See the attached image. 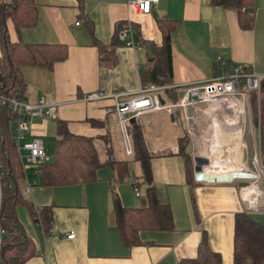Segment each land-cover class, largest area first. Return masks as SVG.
I'll use <instances>...</instances> for the list:
<instances>
[{"label":"crops","instance_id":"obj_1","mask_svg":"<svg viewBox=\"0 0 264 264\" xmlns=\"http://www.w3.org/2000/svg\"><path fill=\"white\" fill-rule=\"evenodd\" d=\"M34 2L37 10L35 25L16 32L8 21L10 41L62 44L67 47L68 55L66 59L56 61L52 68L19 67L25 84L22 97L31 104L43 98L57 106L54 117L28 118L22 141L34 137L42 142L44 139L55 141L56 121L60 120L69 132L99 141L105 154L102 160L107 158L106 150L111 147V157L127 164L126 168L120 169L123 178H119L116 167L103 166L97 170L94 182L53 188L36 184L23 194L37 209L53 206V225L48 236L41 227L35 226L25 207L17 209L19 221L35 242L36 253L24 264H178L196 257L203 230L212 250L220 253L222 264H232L235 215L248 211L240 197L241 182L196 181L191 152H186L192 161L193 183L188 182L185 156L179 151L185 137L184 130L173 137L170 145H163L160 139H156V147L149 146L148 135L158 136L164 123L169 126V121L178 116L182 119L179 111L175 113L176 119L160 110L145 114L137 123L151 155L152 182L160 201L170 207L175 229L142 230L139 232L141 243L132 247L122 243L111 214L114 195L125 207L143 206L145 181L142 187L138 180L142 177L141 166L127 160L132 155L127 156L121 149L123 140L116 116L105 112L109 102H86L83 96L94 90L135 91L143 85L141 72L145 74L151 70L156 65V58H160L159 62L161 60L162 35L155 22L159 18L176 21L171 33L170 84L203 81L214 74L227 73L235 64L264 75V0H253V12L249 13L254 20L250 29L240 28L234 10L214 5L212 0H158L147 14L134 10L127 0ZM127 22L132 24L133 38L140 43V48L118 43V28ZM97 43L111 44L115 54L112 61L100 63ZM165 95L170 98L168 93ZM250 114L251 108L249 117L254 124V115ZM250 127L245 142L250 137L253 150L258 146L259 138L257 142L252 130L254 126ZM14 129L15 126L13 139ZM246 145L249 151L247 142ZM171 148L178 151L151 154ZM29 179L34 178L28 175L21 180L22 188ZM135 182L138 183L139 196L134 191ZM1 202L0 184V205ZM248 212L264 227V210ZM70 231L74 232L71 239L66 237Z\"/></svg>","mask_w":264,"mask_h":264},{"label":"trees","instance_id":"obj_2","mask_svg":"<svg viewBox=\"0 0 264 264\" xmlns=\"http://www.w3.org/2000/svg\"><path fill=\"white\" fill-rule=\"evenodd\" d=\"M212 4L234 10L240 28H252L253 15L245 12L244 8L253 7V0H212ZM8 21L12 23L16 32H19L21 28L34 26L37 21L34 0H7L4 2L0 0V48L2 53L0 58V93L22 97L25 84L21 78L19 67L33 65L52 68L56 61L67 58L68 49L62 44L26 43L22 40L11 42L7 30ZM155 22L162 35V45L159 51L161 60L159 62L160 58H156V65L151 70L145 74L141 72L143 85L170 84L172 80L171 33L175 28L176 21L159 18ZM116 35L118 43L123 44L118 37V31ZM97 45L100 63L112 61L115 54L111 44L97 43ZM167 93L170 99L175 101L179 90L172 88ZM255 95L251 92V99ZM261 98H264V81L261 86ZM175 113L173 114L174 119H176ZM15 120V115L9 106L0 101V174L2 182L0 225L5 230V235L0 243V264H24L36 253L34 240L27 235L17 217L19 207L26 208L35 226L41 227L45 236L51 234L53 225V206H43L37 209L23 195L21 180L25 178V175L13 142L12 125L15 124ZM56 126L52 160L40 163L36 173H33L32 169L29 170V175L36 179V184L53 188L80 182H94L97 180V170L103 166L116 167L119 170V178L124 177V173L120 169L124 168L127 163L114 160L111 157V147L106 150L107 158L102 160L94 138L69 132L66 124L60 120L56 121ZM129 128L133 143L132 158L140 163L145 189L143 206L125 207L116 194L112 201L111 214L114 227L126 247L141 243L139 232L142 230L172 231L175 229L170 207L160 201L152 182L151 155L139 132L137 122L131 121ZM188 144L185 131L179 151L185 156L186 178L188 182L193 183L191 156L186 154ZM259 147L264 159V126L262 124L259 125ZM206 235V231L203 230L196 257L183 260L178 264H222L220 253L212 250ZM232 264H264V227L251 212L244 211L235 215Z\"/></svg>","mask_w":264,"mask_h":264},{"label":"built area","instance_id":"obj_3","mask_svg":"<svg viewBox=\"0 0 264 264\" xmlns=\"http://www.w3.org/2000/svg\"><path fill=\"white\" fill-rule=\"evenodd\" d=\"M158 0H127L129 6L139 13L147 14ZM78 25L79 22H76ZM118 37L125 46L140 48V43L133 38L132 24L127 22L118 30ZM0 48V58H1ZM264 75L248 70L242 64H235L225 74H214L203 81L184 84H149L140 85L135 91L103 90L89 91L83 96L86 102L108 101L106 113H114L123 140L124 152L127 156L133 153L130 135V122L137 123L147 113L166 111L173 115L181 112L184 128L191 145L192 158H202L206 162L198 164L194 169V177L198 182L223 183L244 182L240 186V197L244 208L248 211L264 210V159L259 144L252 150L248 158L245 136L251 129L249 93L261 96ZM172 88H180L173 101L165 95ZM0 101L6 103L15 115V135L13 142L17 147L25 176L38 172V165L47 161L43 142L34 137L22 141L25 135L26 122L32 116L54 117L57 106L47 103L43 98L31 104L23 97L7 96L0 93ZM193 106V113L188 115V107ZM189 118L192 123L189 124ZM21 151H25L22 153ZM177 152V148L160 150L156 153ZM196 164V162H195ZM29 171V173H28ZM228 176L229 178H224ZM0 184L1 174H0ZM36 185L35 179L22 188L23 194ZM134 191L139 196V187L134 183ZM5 230L0 225V236ZM67 238H73L70 231Z\"/></svg>","mask_w":264,"mask_h":264},{"label":"rangeland","instance_id":"obj_4","mask_svg":"<svg viewBox=\"0 0 264 264\" xmlns=\"http://www.w3.org/2000/svg\"><path fill=\"white\" fill-rule=\"evenodd\" d=\"M2 2H4V1L2 0ZM254 98L251 99V93H249V101H250V108H251L250 116L254 115L255 116L254 118H259L258 125L251 123L252 124L251 126H254V128H252L253 133H254V137H255L256 141L258 142L259 125L262 124L264 126V98H261V96H260V99L258 100L257 95H255ZM12 126H14V125H12ZM144 128H146V126H144ZM183 130H184L183 120L181 119V117L178 116V118L176 120L169 121V126H168V123H164V126H162V129L160 130L158 136L153 135V134L148 135V140L150 143L149 146L151 148H155L156 143H157V142L155 143L156 139H160L161 142H163V145H170L173 143V137L176 134L177 135L181 134L183 132ZM43 142H44V149H45L46 155H47V157L50 158V159H47V161L52 160L53 153H54V140L44 139ZM95 142H96L97 149L99 151V155H100L101 159H104L105 154L103 152V149L100 146L99 141L96 140ZM246 142L249 146V153H248V158H249L252 155L251 138L247 137ZM120 146L124 152L123 145L121 143H120ZM126 159L130 160L135 166L140 167V164L137 161H134L132 158H126ZM138 180L140 181V184L143 187L145 180L142 177L138 178Z\"/></svg>","mask_w":264,"mask_h":264},{"label":"water","instance_id":"obj_5","mask_svg":"<svg viewBox=\"0 0 264 264\" xmlns=\"http://www.w3.org/2000/svg\"><path fill=\"white\" fill-rule=\"evenodd\" d=\"M244 11H245V12H253V8H252V7L244 8ZM181 95H182V92L179 93V96H181ZM193 109H194L193 106H189V107H188V110H187V111H188V115H189L190 117L192 116ZM173 117H174V116L171 115V119H172ZM132 121H133V120H132ZM258 122H259V118H255V120H254V124L258 125ZM188 123H189V124L192 123V119H191V118H189ZM190 151H191V145L188 144V146H187V148H186V152H187V153H190ZM195 162H196V164H195ZM202 162H206V160H204V159H202V158H198V157L194 158V159H193L194 169H198V164H200V163H202ZM243 184H244V182H241V183H240V186L243 185Z\"/></svg>","mask_w":264,"mask_h":264},{"label":"bare ground","instance_id":"obj_6","mask_svg":"<svg viewBox=\"0 0 264 264\" xmlns=\"http://www.w3.org/2000/svg\"><path fill=\"white\" fill-rule=\"evenodd\" d=\"M224 178H229L228 176H224Z\"/></svg>","mask_w":264,"mask_h":264}]
</instances>
